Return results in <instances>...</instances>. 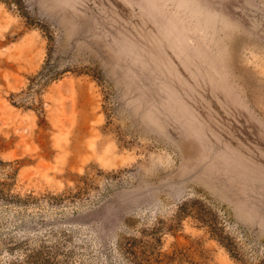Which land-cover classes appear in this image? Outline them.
Here are the masks:
<instances>
[{
	"label": "rangeland",
	"instance_id": "374dc122",
	"mask_svg": "<svg viewBox=\"0 0 264 264\" xmlns=\"http://www.w3.org/2000/svg\"><path fill=\"white\" fill-rule=\"evenodd\" d=\"M0 162L24 200L0 201V264L50 234L69 264L131 238L165 264H260L264 0H0Z\"/></svg>",
	"mask_w": 264,
	"mask_h": 264
},
{
	"label": "trees",
	"instance_id": "16d2710c",
	"mask_svg": "<svg viewBox=\"0 0 264 264\" xmlns=\"http://www.w3.org/2000/svg\"><path fill=\"white\" fill-rule=\"evenodd\" d=\"M52 70L53 67L51 65L47 73ZM0 201L5 205H15L24 200L11 195L5 190V183L0 182ZM196 210L198 219L208 225L211 234L218 239L231 257L235 259L243 258L240 251L243 243L225 231L223 225L218 221L217 216L212 214L203 205L196 206ZM53 236L56 235H44L40 239L36 249L30 248L29 240H22L19 246L24 247V255L20 258H15L9 264H69L68 258L72 252H69V255L63 253L66 249L67 239L62 237L51 243L49 239ZM158 243L160 244L161 241L158 240ZM120 251L122 256L121 260L109 259L108 262L103 261L101 264H165V254L160 249H155L151 243H145L137 238L129 239L125 246H121ZM59 256L67 259L60 260ZM260 264H264V260Z\"/></svg>",
	"mask_w": 264,
	"mask_h": 264
}]
</instances>
